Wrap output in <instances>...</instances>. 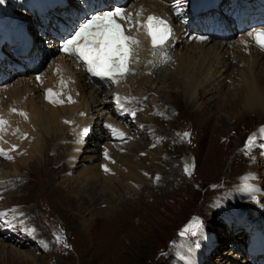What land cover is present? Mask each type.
<instances>
[{
	"label": "rangeland",
	"instance_id": "rangeland-1",
	"mask_svg": "<svg viewBox=\"0 0 264 264\" xmlns=\"http://www.w3.org/2000/svg\"><path fill=\"white\" fill-rule=\"evenodd\" d=\"M134 1L137 0H129L127 6ZM4 5L2 0L0 10L6 15L3 20L9 22L10 16ZM28 18L29 30L37 46L33 49L36 56H31V72H26L27 65H20L19 69L17 65L5 63L4 59L12 60L13 57V48L6 43L0 48L3 64H0V71L7 73L15 66L20 74H12L0 87H5L6 94L20 82L26 83L25 95L31 97L34 94L35 103L44 108L42 101L49 96V91L46 84L36 83L32 71L37 70L35 77H41L40 81L47 80L51 68L60 60L52 47V55L48 49V22L40 20L37 23L30 14ZM39 27H44V32L41 33ZM240 35H235L230 42L237 44L242 38ZM41 55L44 57L42 64L36 70L32 69ZM211 56L200 53V57ZM237 61L234 59L235 65L229 69L230 91L224 99L234 105L239 103L241 95L236 79L237 69L240 70L236 67ZM176 85L171 84V88L165 85V98L158 103L153 101L154 95L140 96L146 111L139 121L123 120L125 126H129L131 141L126 143L124 153L110 156L112 161L98 153L102 144L97 130L109 116L103 115L106 110H111L107 104L92 111V116L99 118L95 119L94 125L82 126L88 128L86 135L89 137L81 149H78V142L70 146L68 153H73L65 159L68 161L63 164L64 168H56L62 166L63 158L55 165L50 161L41 174L23 170L21 173L26 178L14 180L17 181L14 184L10 182L9 190L0 195V214L7 213L8 216L1 215L0 218L3 222L0 221V232L5 233L0 237L4 241L0 244V264H14L12 260L15 264H251L244 250L248 246L247 239L239 233L242 227L230 223L229 228L223 217L229 221L228 215L234 207L233 215L242 219L246 214L253 215L252 207L244 205L246 201L257 199L260 204L264 203V141L255 137L251 148L246 147L249 138L264 128V111L260 120H253L251 116L255 117V114L244 113L241 107L223 109L219 99L209 100V97H202L196 107L188 110L184 101L176 96ZM112 91L108 88V93L103 94L107 98ZM165 102L167 104L162 105ZM168 107L175 109L171 116L166 114ZM155 113L159 116L153 118ZM241 117H244L242 122ZM75 125L70 131L72 135L77 130ZM102 134L107 145L110 142L118 145L108 141L105 132ZM65 138L61 135L53 147L66 144ZM42 152L47 158L56 154L52 151L51 155L46 147ZM11 162L5 163H14ZM0 168L12 174L10 166ZM244 181L253 187L251 196L239 190ZM238 191L240 198H236ZM138 194L141 195L138 197ZM129 197L131 199L127 200ZM123 200H126L130 216L122 226L119 222L115 226L110 220H116L115 214L120 215L125 210L120 207ZM240 204L247 208L242 214ZM28 210H31L30 215L25 216ZM255 214L253 218H257L258 213ZM262 219L260 223L264 224V215ZM230 220L235 222L233 217ZM186 228L190 230L185 232ZM179 232H185L187 236L180 238ZM7 238H13L15 242L24 238V247L17 249ZM184 253L194 262H186Z\"/></svg>",
	"mask_w": 264,
	"mask_h": 264
},
{
	"label": "bare ground",
	"instance_id": "bare-ground-1",
	"mask_svg": "<svg viewBox=\"0 0 264 264\" xmlns=\"http://www.w3.org/2000/svg\"><path fill=\"white\" fill-rule=\"evenodd\" d=\"M118 1H120L121 4H118L117 6H120L126 14H131L132 20L134 22L130 26L123 21L122 25L125 29V34L128 36H133L136 40L139 41L138 45L132 46V55L130 56L128 62V68L130 69V72L129 74H126L124 78L119 79L118 82H113L106 78H99L98 80L90 78L87 79V76L83 73V70L78 63L72 62L70 59L65 58L66 56H59L58 59L60 60V62L56 66L53 65V68H51L47 80L40 81L41 77H35L36 72H34L36 83H43L44 85L46 84V90H51L52 92V94L47 98H42L44 108H40L35 103V101L33 100L34 94H32L31 97L25 95V91L28 87L26 83L20 82V84L8 90L6 94L4 93L5 87H0V120H4L6 122L5 124L0 125V149L3 150V154H0V157H12V159H8L6 157V160L4 162L0 161V166H2L3 168L10 166V172H12V174H10L2 171V169L0 168V181L7 182L9 184L10 182H12L14 184L17 182H14V180H19V178L22 179L23 177H27L26 175L21 173V171L27 169L29 171H33L35 174L36 172L38 174H41L42 169L46 168V166L48 167L50 161H53L55 165L62 158L64 160V162L61 164L62 166H57L56 168H64L63 164L65 163V161H68L65 159L67 157L70 158V154L73 153V151L71 153H68L69 148H72L78 142V149H81L83 142L89 137L88 135H86L88 128H82V126L84 125L85 127V125L87 124L94 125L95 119L99 118L92 116V111L95 112L97 108L105 107L108 104L106 102V95L95 88V86L99 84H111L110 86L112 87L113 91L109 95L110 98H113V103L115 106L114 110H117L118 113H113L114 116L111 117L112 121L107 124V127L108 129H111L113 139L119 141H122L121 135L125 132V126L121 123V117H117V115H124L125 111H130L129 116L133 117L134 122L139 121L138 119L146 111L141 110L138 113L135 112L134 107L136 106V104H138L139 100H141L140 96H143L145 94H148V96L154 95L155 99L153 101L158 103L160 101H163V98H165L164 90L166 86H168V88H171V84L173 83H176L178 85V94L176 96H179V98L184 101V106L188 108V110L196 107L197 102L202 97H209V100L219 99L221 102L220 105L222 104L221 108L223 109L228 107H241L244 113L249 112L257 116V118H255L256 116H251V119L260 120L259 116L264 111V52L255 48V46H253L254 44H252L251 42V25L250 27H243L244 30L249 31L248 35H243V39L241 38L239 39L240 41L237 42V44H233L232 42H230L232 35L226 34L224 31H222L221 28H216L215 32H211L207 29L210 24L208 16H200L194 18L191 14H189L187 19L181 24L176 19V16L178 15L179 18H183L184 13L180 12L179 8L176 7V2L173 5H170L173 0H137L132 2L128 6L127 4L129 0ZM3 2L5 3L4 6L8 7L9 9L10 19L9 22L4 21L3 19L0 20V48L5 46L6 43L12 44L14 42L16 45L14 53H16L17 50H22L23 48L22 45L18 46L17 42L29 45L28 39H30V36H25L19 30L17 32H14L16 29L14 28L15 23L18 21H20V23L24 24V26L26 27V12H32V9H34L36 11V14L40 16V19L42 18V16H49V14L44 15L43 12L42 14L40 13V11H42L44 7L51 8L50 13L53 14L57 12V9L58 11L65 10L67 4V0H3ZM78 2L80 3L81 1ZM68 4H70L69 7L72 9L73 13H75L76 10L82 11L79 5L73 3ZM114 4V2L111 3V5ZM58 5H63V7L58 8ZM89 7H93V5L89 4ZM16 8H21V12L15 11ZM23 8L24 10H22ZM101 9L103 10L105 8ZM101 9H94V11H89L88 9H86L84 13L87 16L91 12H99ZM137 13H140L138 17L136 15ZM36 14L33 15L34 17L38 18ZM59 15L60 12L56 14V16ZM149 16H155L165 21L167 26L171 29V36L165 43L164 48H157L155 54H153L150 37L146 34L143 28L138 29L137 25L135 24V21L137 19L141 24L145 23ZM220 17L223 18L224 22L227 21L229 25L233 24V20L225 10L220 12ZM212 23H214V19ZM217 26H219V23H217ZM68 27L70 28V25ZM259 28L260 31L264 30V25H260ZM217 39L222 40V42H216ZM46 40L48 39L46 38ZM200 53L212 56L211 58L200 57ZM1 58L2 56L0 55V60ZM17 58L23 57L17 56ZM236 58L238 59L236 67L240 68V70L237 69L238 74L236 75V79L241 95L239 97V103L234 105L230 100L224 99H226L230 91L228 78H231V76L228 72L230 67L232 65H235L233 64V62ZM73 59L77 60L76 58ZM37 61L38 62L36 63L35 69H37L38 66L42 64V60L39 59ZM26 65L29 64L27 63ZM145 71H149V77L144 74ZM12 74L18 75V73L15 71L13 73H6L2 77V83L4 84L5 81L8 80V77H10ZM5 77L7 79H5ZM202 82L204 83L203 87ZM2 83L0 85H3ZM235 88L237 89V87ZM117 97H119V100H117ZM131 97H137L139 100L131 99ZM69 98H71V102H69ZM166 104L167 102L163 103L162 105ZM217 106H219L218 102ZM13 109H15V111H13ZM19 113H25L26 118ZM77 113H79L80 116H78ZM107 114H110L109 110H106L103 115ZM157 114L155 113L153 118L158 117L159 114ZM109 118L110 117L107 116L106 118H104V121H108ZM241 118L242 119L240 121L242 122V120H244V117ZM79 120L80 122L77 123V121ZM82 120L83 123H81ZM74 123H76L75 129L77 128V130L72 135L70 131ZM143 123L146 124L147 122L143 121ZM79 124L80 126H78ZM109 125L111 126V128L109 127ZM146 125H148V123ZM113 129H115L116 131H113ZM260 130H257L254 136L257 139L264 141V135L261 134ZM61 135H64L66 137V144L61 143L53 147V144ZM99 135L102 145L99 144L101 146L99 147L98 153L105 157V152H107V160L112 161L113 156L116 157V155H118L119 153H124V151L126 150V143H118V145H112L110 142V145H107L105 136L102 133H100ZM126 135L128 136V134ZM144 138L145 137H143L142 140H144ZM191 139L192 138H190V143ZM13 146H15V150H13ZM44 147L47 148L48 152L51 151V155L52 151L56 153L53 158H47L45 153H41V150ZM252 152L253 154L256 153V151L254 150H252ZM75 157L78 158V156ZM11 161H14V163L11 165L9 163H5ZM84 161L85 160L82 157V163ZM35 179L36 178H34V181ZM88 179H90V177ZM2 184L5 183H1V185ZM239 188H241L239 190H243L245 194H248L249 196L252 195L251 193L253 187L248 183V181H244L243 183H241L239 185ZM12 191L13 190H11L9 193H11ZM140 195L138 194L137 196L139 197ZM130 199L131 198L129 197V199L127 200ZM250 200L251 199H249V201ZM253 200L254 201L251 202L246 201L244 205L246 207H252L251 209L253 210V212L255 211L256 213H258L257 218H249V215L246 214V217H241V220L246 221L247 218H249V222H255L257 226L260 225L259 229H261L263 227V224H261L260 222L261 218L264 215V204H260L257 199ZM125 202L126 200H123L120 206L122 208H125L122 214H115V218L117 219L114 221L110 220V222H112L115 226L116 222H119L121 224L120 226H122L124 220L130 216L128 207L125 206ZM241 206H243V204H240L239 207ZM246 207L243 206L242 208H240L239 212L241 214L244 213L247 210ZM30 212L31 210H28L25 216H29ZM3 217L8 216L4 215ZM30 220L32 221V219ZM36 224L39 226V223ZM256 233L257 235L253 236L255 237V242L251 239L248 240V244H250L248 257H250L252 261L253 257L259 254L260 250L258 249V244L261 246L262 250L264 247V241L262 240L263 238H260L262 231L260 230ZM67 235L68 234H66V236ZM0 240V244L4 242L2 239ZM23 242L24 238H21L19 241L14 242L13 244L17 249H19L24 247L25 243ZM239 243L240 240L238 241V244ZM246 252L247 249H245V255ZM250 254L252 257L250 256ZM187 255L188 254L186 253H184L183 255L186 262H194V260L189 258V256ZM179 256L181 255L179 254ZM12 263L15 264V261L12 260Z\"/></svg>",
	"mask_w": 264,
	"mask_h": 264
},
{
	"label": "snow or ice",
	"instance_id": "snow-or-ice-1",
	"mask_svg": "<svg viewBox=\"0 0 264 264\" xmlns=\"http://www.w3.org/2000/svg\"><path fill=\"white\" fill-rule=\"evenodd\" d=\"M136 15L138 17L140 13ZM117 18L130 26L134 23L132 15L126 14L120 8L94 14L82 23L74 35L61 46L62 50L69 55L83 60L87 65V70L93 76H98L101 79L106 78L113 82H118L119 79L129 74L128 62L132 55V46L139 44L135 37L125 34V29ZM135 24L138 29L143 28L150 37L153 54H155L157 48L163 49L171 36V29L165 21L158 17L149 16L143 24L137 19ZM250 35L257 46L264 50V30L250 33ZM48 94H52L51 90H49ZM117 100H119V97H117ZM69 102H71V98H69ZM19 114L26 118L25 113ZM5 123V121L0 120V125ZM109 127L111 128L110 125ZM113 131L116 130L113 129ZM260 132L264 135V128ZM254 141L255 136L250 137L246 147L251 148ZM13 150H15V146H13ZM0 154H3L2 149H0ZM105 156L107 158V152H105ZM7 158L12 159L11 156ZM105 171H108V169L105 168ZM0 215H7V213ZM189 230L186 228L184 231L187 232ZM181 235H184V233L182 232ZM193 235H195V232H193Z\"/></svg>",
	"mask_w": 264,
	"mask_h": 264
}]
</instances>
